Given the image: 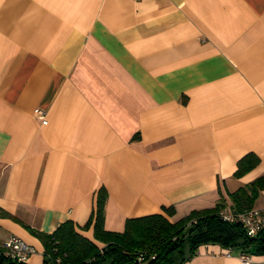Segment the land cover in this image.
Listing matches in <instances>:
<instances>
[{
	"label": "crops",
	"instance_id": "1",
	"mask_svg": "<svg viewBox=\"0 0 264 264\" xmlns=\"http://www.w3.org/2000/svg\"><path fill=\"white\" fill-rule=\"evenodd\" d=\"M247 153L259 162L237 176ZM260 175L264 0H0V242L33 245L28 264L44 261L31 230L84 224L100 187L121 231L163 206L225 210ZM186 264L241 263L205 243Z\"/></svg>",
	"mask_w": 264,
	"mask_h": 264
},
{
	"label": "trees",
	"instance_id": "2",
	"mask_svg": "<svg viewBox=\"0 0 264 264\" xmlns=\"http://www.w3.org/2000/svg\"><path fill=\"white\" fill-rule=\"evenodd\" d=\"M259 162L247 153L237 161L240 176ZM264 189V175L229 193L231 204L225 210L245 211ZM106 191L97 190L95 206L87 221L79 225L71 219L59 223L51 233L31 230L43 244V264H186L200 244L212 243L250 255L264 254V229L254 236L245 233L240 223L229 222L220 212L226 205L221 198L213 206L193 209L170 221L172 206L162 213L126 218L121 231L104 227ZM92 227L93 240L80 231ZM0 264H28L0 255Z\"/></svg>",
	"mask_w": 264,
	"mask_h": 264
},
{
	"label": "built area",
	"instance_id": "3",
	"mask_svg": "<svg viewBox=\"0 0 264 264\" xmlns=\"http://www.w3.org/2000/svg\"><path fill=\"white\" fill-rule=\"evenodd\" d=\"M34 114L43 123L46 122L45 111L35 108ZM221 217L229 222L240 223L245 233L254 236L258 231L264 229V209L251 208L245 211L222 210ZM36 252L33 245L26 242L22 237L11 234L0 242V255L14 261L27 263L29 257ZM241 264H250V254H239Z\"/></svg>",
	"mask_w": 264,
	"mask_h": 264
},
{
	"label": "rangeland",
	"instance_id": "4",
	"mask_svg": "<svg viewBox=\"0 0 264 264\" xmlns=\"http://www.w3.org/2000/svg\"><path fill=\"white\" fill-rule=\"evenodd\" d=\"M255 204H256V201H255Z\"/></svg>",
	"mask_w": 264,
	"mask_h": 264
}]
</instances>
